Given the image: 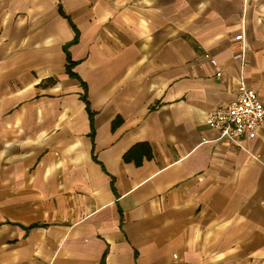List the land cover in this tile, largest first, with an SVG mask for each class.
<instances>
[{"label": "crops", "instance_id": "1", "mask_svg": "<svg viewBox=\"0 0 264 264\" xmlns=\"http://www.w3.org/2000/svg\"><path fill=\"white\" fill-rule=\"evenodd\" d=\"M245 25L264 101V0H0V264H264V125L207 124Z\"/></svg>", "mask_w": 264, "mask_h": 264}, {"label": "built area", "instance_id": "2", "mask_svg": "<svg viewBox=\"0 0 264 264\" xmlns=\"http://www.w3.org/2000/svg\"><path fill=\"white\" fill-rule=\"evenodd\" d=\"M248 56L249 42L245 25L243 38L234 54V59L240 64L237 77L238 97L231 104L211 111L207 119V124L219 132V141L228 142L231 146L245 151H248L246 142L254 139L264 125V101L246 78ZM203 58L215 69L216 76L223 77V68L216 58L210 53H205Z\"/></svg>", "mask_w": 264, "mask_h": 264}, {"label": "trees", "instance_id": "3", "mask_svg": "<svg viewBox=\"0 0 264 264\" xmlns=\"http://www.w3.org/2000/svg\"><path fill=\"white\" fill-rule=\"evenodd\" d=\"M70 71H71V67H70ZM139 149H144V153L147 155V156H151L152 155V149H151V147H150V145L149 144H139V145H137L136 147H134L129 153H128V155H127V159H131L132 158V153H134L135 151H137V150H139ZM138 161V163H140L141 162V160L140 159H138L137 160Z\"/></svg>", "mask_w": 264, "mask_h": 264}]
</instances>
